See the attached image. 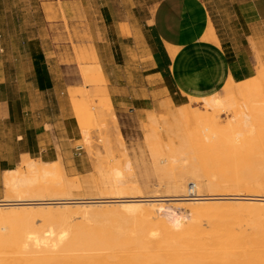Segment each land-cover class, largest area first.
<instances>
[{"label":"bare ground","instance_id":"bare-ground-1","mask_svg":"<svg viewBox=\"0 0 264 264\" xmlns=\"http://www.w3.org/2000/svg\"><path fill=\"white\" fill-rule=\"evenodd\" d=\"M197 31L200 48L168 46L180 90L188 89L183 69L200 57L196 49L225 79L213 95H187L191 103L182 106L167 99L160 119L148 115L155 190H141L105 89L94 105L92 85L106 77L91 48L95 63L80 69L75 114L80 147L96 164V190L76 197L82 186L61 159L23 155L4 172L0 264H264V66L241 82L226 78L214 25L203 19ZM108 120L116 139L94 137Z\"/></svg>","mask_w":264,"mask_h":264},{"label":"rangeland","instance_id":"rangeland-1","mask_svg":"<svg viewBox=\"0 0 264 264\" xmlns=\"http://www.w3.org/2000/svg\"><path fill=\"white\" fill-rule=\"evenodd\" d=\"M204 1L223 46L232 47L233 50L228 51L247 55L254 61L255 67L264 66V0H260L259 5L262 19L257 22L260 25H256L252 30L248 28V24L253 23V20L247 18L248 14L244 13L254 0ZM151 2L153 0H0V45L5 41L9 54L17 56L23 52L25 44L27 56L40 60L37 62L39 66L45 61V57L57 66L52 76L59 81L60 100L52 93L42 99L47 103L46 109H43L46 116L52 119L58 117L59 121L73 118L78 125L75 112L83 91L80 69L91 68L95 61L90 55V50H96L106 82L102 85H92L94 105L100 106L104 99L102 90L105 89L118 119L128 160L132 163L141 190L146 193L154 191L157 182L146 144V136L152 129L148 115L152 112L160 119L164 112L159 108L167 99L175 106L191 103L173 91H167L166 87L164 93L156 92L160 85L152 77L153 70L150 65L153 41L148 35H143L142 27L143 18L151 14ZM140 27L142 32H137ZM67 34L72 38L75 53L67 40ZM245 36L256 38H249L248 43ZM7 65L8 68L12 67L13 73L20 72V63L8 62ZM19 89L18 86L12 87L10 96L18 97L15 93ZM146 92H150L152 100L148 102L147 107L139 109V101ZM25 96L28 102L30 94L26 93ZM118 102L122 104L118 106ZM222 120L226 121V116H222ZM29 127L34 129V125L30 123L22 128L25 130ZM46 129L52 131L49 126ZM15 130L19 131L16 124L11 133H15ZM9 133L8 130L4 132L6 135ZM94 133L96 138L104 134L113 135L116 139L111 120ZM81 145L82 136L79 134L68 148L61 149L60 152V148L56 147V150L65 153L59 154L57 160H62L69 180L82 186L80 190H74L73 194L83 198L96 190L92 186H95L98 175L92 158L85 151L77 154V148ZM118 147L121 154L123 148ZM1 154L3 166L15 169L20 166L22 158L15 167V164L11 163L13 157H10L13 153ZM29 156L36 160L53 162L39 153H30ZM6 191L3 175L0 201L6 197Z\"/></svg>","mask_w":264,"mask_h":264},{"label":"crops","instance_id":"crops-1","mask_svg":"<svg viewBox=\"0 0 264 264\" xmlns=\"http://www.w3.org/2000/svg\"><path fill=\"white\" fill-rule=\"evenodd\" d=\"M150 5L152 7L151 14L143 18L142 27L144 28L143 35H148L149 39L153 41L150 65L153 70L152 77L160 85L156 92L164 93L166 87L167 91L171 90L180 98L187 100V95L204 97L218 92L222 88L224 77L220 71L212 69L202 49H196V53L200 52V57L192 60L193 64L190 61L183 69L188 87L186 95L180 90L179 82L172 72L173 61L168 52V46L186 45L192 50H195L194 47L200 48L201 40L197 31L199 22L203 19L206 22L210 20L215 27L205 1L153 0ZM259 5L260 0H254L249 4L245 13L242 12L248 14L247 18L253 20V23L248 24V28L251 30L257 27L256 25H260L257 21L262 19ZM142 27L137 32H142ZM187 34L188 38H186ZM252 37L256 38V36H245L246 42L249 43V38ZM219 39L222 54H219L218 58L224 64L223 71L226 78L227 75H231L235 81L241 82L252 77L254 61L243 53L237 54L228 51L232 47H224L222 39L220 37ZM22 49L23 52L14 56V54H9L5 41L0 45V194L4 172L15 169L3 166L1 161L4 160H1V156H3L1 153H13L10 157H13L11 163L13 162L15 167L19 165L23 155H30V153H39L40 156L44 155L54 161L58 159L59 154H65L59 153L56 147L60 148L61 152V149L68 148L80 134V129L73 118L59 121L58 117L52 119L46 116L43 111L46 109L47 103L42 99H45L50 93L56 94L60 100L58 91L60 84L52 76V72L56 70L57 66L48 57H45V61L39 66L37 62L40 60L34 59L33 56L30 58L27 56L25 44ZM8 62L20 63V72L13 73L12 67L8 68ZM16 86L20 87L15 93L18 94V97H12L10 96L12 87ZM26 93L30 94L28 102ZM145 94L139 101V109L147 107L148 102L152 100L150 92ZM121 104V102L117 103L118 106ZM29 123L34 125V129L29 127V129L23 130L22 127ZM15 124L19 131L15 130L16 132L12 134ZM47 126L52 128V131L51 129L47 130ZM6 130L10 132L8 135L4 134Z\"/></svg>","mask_w":264,"mask_h":264},{"label":"built area","instance_id":"built-area-1","mask_svg":"<svg viewBox=\"0 0 264 264\" xmlns=\"http://www.w3.org/2000/svg\"><path fill=\"white\" fill-rule=\"evenodd\" d=\"M83 152V149L81 147L77 148V154L80 155V153Z\"/></svg>","mask_w":264,"mask_h":264},{"label":"trees","instance_id":"trees-1","mask_svg":"<svg viewBox=\"0 0 264 264\" xmlns=\"http://www.w3.org/2000/svg\"><path fill=\"white\" fill-rule=\"evenodd\" d=\"M235 79H236V77H235Z\"/></svg>","mask_w":264,"mask_h":264}]
</instances>
